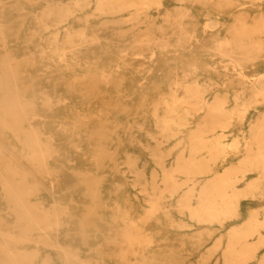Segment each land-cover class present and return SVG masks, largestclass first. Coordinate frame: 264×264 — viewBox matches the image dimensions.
Segmentation results:
<instances>
[{
    "label": "rangeland",
    "instance_id": "374dc122",
    "mask_svg": "<svg viewBox=\"0 0 264 264\" xmlns=\"http://www.w3.org/2000/svg\"><path fill=\"white\" fill-rule=\"evenodd\" d=\"M136 1L46 0L5 31L28 40L24 58L94 85L64 109L89 123L71 138L96 143L68 142L64 161L91 178L81 202L116 250L100 264H264V0ZM57 5L68 16L32 25ZM87 149L103 158L85 165Z\"/></svg>",
    "mask_w": 264,
    "mask_h": 264
},
{
    "label": "bare ground",
    "instance_id": "6f19581e",
    "mask_svg": "<svg viewBox=\"0 0 264 264\" xmlns=\"http://www.w3.org/2000/svg\"><path fill=\"white\" fill-rule=\"evenodd\" d=\"M45 1L0 0V264H88L86 258L103 254L102 259L90 263L100 264L115 249L96 235L102 226L96 224L95 215L90 219V211L96 208L94 203L85 206L81 202L87 196L86 185L91 178L76 174L64 161L78 154L67 148L68 142H82L90 149L96 143L94 136L86 135L84 140L71 138L75 130L89 123L80 122L77 113L64 109L89 99L94 85L80 80L64 81L71 68L24 58L21 48L28 40L16 45L18 29L5 34L8 26L25 16L23 12L13 13L16 9L30 10ZM147 1L130 2L129 7L137 12L138 6ZM176 10L183 14L181 8ZM256 10L261 11L262 7L258 5ZM66 16L67 7L57 5L36 16L32 25L39 27L43 21H61ZM53 26L48 33L58 28ZM44 34L37 41L46 37ZM95 87L106 91L103 85ZM108 106L115 109L120 104ZM101 118L98 115L92 124L104 120ZM90 149L82 154L87 166L103 158ZM183 168L184 172L193 171L188 166ZM88 226L92 231L87 254L82 252L86 244L79 237Z\"/></svg>",
    "mask_w": 264,
    "mask_h": 264
}]
</instances>
